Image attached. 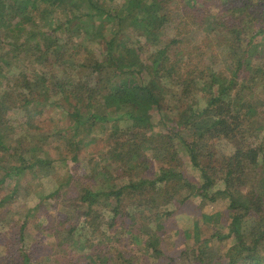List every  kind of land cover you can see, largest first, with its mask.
I'll return each instance as SVG.
<instances>
[{
    "label": "trees",
    "instance_id": "16d2710c",
    "mask_svg": "<svg viewBox=\"0 0 264 264\" xmlns=\"http://www.w3.org/2000/svg\"><path fill=\"white\" fill-rule=\"evenodd\" d=\"M64 2L67 9L61 25L48 31L38 29L22 43L11 42L13 30L26 31L27 26H36L39 20L43 28L49 25L50 12ZM84 18L91 23L103 19L104 24L116 27L113 35L104 36L99 58L88 53L78 63L81 70L87 69L83 76L91 70L89 75L78 78L71 86L57 87L47 79L27 93L16 90V94L6 93L5 98L9 109L12 106L23 110L40 101H51L54 94L60 93L56 99L71 122L67 126L70 134L66 133L62 138L65 142L57 146L59 157L55 158L39 142L46 137L35 139V133L27 127L13 138L16 145H10L6 140L9 129L5 127L8 130L4 131L5 117L0 114V185L22 171L53 168L59 159L76 161L80 146L103 139L104 135L106 150L102 160L106 163L104 170L97 171L101 178L105 179L111 165L136 169L135 163L144 161L148 169L152 166L148 156L160 166L153 177L128 180L116 189L108 188L105 181L103 188L92 180L78 191L77 203L84 204L85 209L77 213L78 220L65 219L59 224L69 238L75 228L79 232L87 228L89 237H95L88 246H81L89 259L85 264L102 262L99 245L104 242L102 260L106 264L111 259L113 233L129 227L128 220L132 223L136 219L127 211L128 206L158 214L166 204L195 195L211 201L227 198L226 232H217L211 238H231L226 251L231 254L210 257L206 250L211 240L205 238L197 254L192 244L179 257L191 252L195 264H264V187L250 182L253 173L264 172V138L253 134L256 131L245 124L252 114L256 117L260 113L254 102L259 95L256 91L264 95V0H0L1 38L5 42L0 47V60L7 50L14 55L26 51L32 58L38 53V39L59 40L52 34L54 29L77 28L76 22L86 25L82 29L89 32L92 24L87 25ZM194 31L199 36L192 37ZM30 39H37L33 47H27ZM41 59L44 58H38ZM52 59L46 55V67L59 62L58 58ZM27 114L26 126L36 111L29 110ZM204 118L206 126L201 132H193L196 121ZM261 121L259 128L263 130L264 118ZM254 135L258 136L255 140ZM218 142L229 144L227 152L216 149ZM149 149L152 155L145 154ZM38 150L41 156L36 154ZM180 160L197 170V183L183 175L182 167L176 164ZM67 172L68 186L72 183L79 189L77 177ZM13 192L2 197L0 207L10 202ZM9 210L6 207L1 213V223H9ZM79 220L82 223L77 226ZM144 229L138 226L128 238L140 242L142 252L154 247L152 251L158 253V238ZM56 237V246L67 249L68 241ZM43 260L49 262L52 257L45 255L38 261L26 251L11 264H39Z\"/></svg>",
    "mask_w": 264,
    "mask_h": 264
},
{
    "label": "rangeland",
    "instance_id": "374dc122",
    "mask_svg": "<svg viewBox=\"0 0 264 264\" xmlns=\"http://www.w3.org/2000/svg\"><path fill=\"white\" fill-rule=\"evenodd\" d=\"M66 9L67 4L64 2L57 6L55 10H52L50 12L52 20L49 18V25L44 28L42 25L43 21L39 20L36 26H27L26 31L11 30L14 39L11 42L22 43L25 38L30 37L32 32L38 29L48 31L59 24L61 25L65 19ZM10 14L13 15L14 13ZM102 20L94 19L92 23L85 21L87 25L92 24L91 27H88L89 32L82 29L86 25L84 26L83 23L78 22H76L77 28L68 29V27H64L54 29L52 34L59 39L55 41L49 42L44 39H38V37L42 36L41 33L36 37L39 40V45L37 44L39 47L38 53L31 55L32 58L28 57L26 51H20V54L17 52L14 55L13 51L3 50L7 51L6 56L0 60V106L3 108L0 110V114L5 117V123L3 122L2 124L4 131L9 129L6 140L9 141L10 145H16L13 138L18 136L22 130H26L25 127H27L28 130H32L35 133V139H38L37 136L46 137V139L39 142L43 143L44 148H49V152L55 158L59 157L60 149L57 146L65 142L62 138L66 136V133H68L67 135L70 134L67 126L71 122L69 118H66V112L60 105L61 101L56 99L60 93L54 94L55 97L51 99V101H57L54 105L49 104L51 101H47L44 104H40V101L36 105L33 104L35 108L30 105L29 109L25 107L23 110L12 106L9 109L8 101L5 99L6 93L13 92V94H16V90L19 92L24 90L27 93L29 88H37L39 83L47 79L51 85L54 84V86L60 87V85L71 86L78 82V78H86L91 70L86 76H83L87 69L81 70L78 67V63H81L83 57L88 53L99 58L104 36L110 37L116 31L115 26L104 24ZM197 36H199V32L194 31L192 37ZM1 37L2 28H0V47L5 43ZM37 39H30L27 47H33L34 44L32 43ZM7 44L9 45V43ZM39 54L44 55L41 57ZM46 55L50 59L53 58L51 61H54V58H58L59 62L56 63V66L51 67L48 65L46 67ZM1 57H3V54H1ZM38 58L44 59L40 61ZM44 72H46L47 76L44 75ZM20 87L24 89H20ZM256 94L259 95L254 99V102L257 104V110L260 113L256 117L255 113L252 114L251 119L245 124L252 127V131H256L253 134L257 133L259 137L264 138V129L262 128L263 130H261L259 128V123L262 122L261 118H264V95L259 90L256 91ZM31 95L34 96L32 92ZM29 110L36 111V115L33 116V120L32 118L29 119V123L26 126L24 121L29 117V113L27 114ZM205 121V118L197 120L192 131L201 132L206 126ZM5 127L8 129H5ZM258 136L254 135V140ZM93 142L94 140H91L87 146H80L81 148L78 151L79 159L76 161L66 159V161L62 162L59 159L53 168L51 167L48 170L38 168L33 173L28 170L22 171L20 174L6 179L4 184L0 185V200L14 190L10 202L7 201L4 206L0 207V215L6 207H9V220L11 221L9 223L0 222V258L5 256L2 262L0 261V264H11L13 259H19L20 255L26 251L38 261L44 258L45 255L52 257L51 261L43 260L44 262L39 264H85L89 259L85 257L86 254L84 252L86 250L83 249L95 237H89L87 228L80 230V232L75 228L73 235L71 234L73 238H69L66 236L65 229L61 231L62 227L59 224L60 221L63 222L65 219L75 221L77 213L85 209L84 204L79 205L77 203L78 191L83 186H86L87 182L93 183L92 180H95L103 188L105 181L108 188L116 189L127 184L128 180L138 179L139 177H153L152 174L157 172V168L160 166L157 160L152 159V156H148L149 160L147 161H152V166L148 169L144 167V161L136 162V169L128 168V166L123 169L121 167L117 169L116 165H111V169L107 172L105 179L104 177L101 178L97 171L100 169L104 170V163H106L102 160L104 155L102 152L106 150L104 135L103 139L100 137L98 141ZM215 146L220 152H227L229 144L227 142H218ZM64 152L69 156L71 155L69 151L64 150ZM36 154L38 156L42 155L39 150L36 151ZM145 154L152 155V151L149 149L145 151ZM184 161L176 162L177 166L182 167L181 172L192 183H197L199 179L197 170L192 169ZM67 170L77 177L75 180L80 182L79 189L72 183L69 186L66 183ZM92 176H95V179H92ZM250 178L252 186L258 187L260 185L262 188L264 187L263 171L256 174L253 173V177ZM59 184H62V186L56 196ZM52 194H55V197ZM99 203L102 204L103 202L99 201ZM226 203V197H217L211 201L195 195L186 201L179 199L177 202L166 204L158 209V214L149 210L141 211L136 206H128L127 211L129 214L136 215V219L132 221V224L128 223L129 220L127 218L129 227L119 228L113 233L115 235L112 239L113 244L110 245L111 254L109 255L111 259L106 264H128L127 261L129 260L133 261L134 264H195L194 261H191L193 259L191 257L194 256L191 255V252L187 253L186 256L184 254L181 257L179 256L186 247L192 244L194 245L191 246L194 248V254H197L199 243L203 242L205 238H210L211 240L206 250L207 255L214 258L229 256L231 252L227 253L226 251L230 244L228 242L232 243V239L216 240L211 238L217 232H226L224 227L227 223L228 213ZM21 223L24 224V228L23 239L20 240L19 228ZM81 223L79 220L77 226ZM142 225L145 227L143 232L148 233V235L149 233H155L158 238L156 247L158 253L152 251L154 247L144 251V253L140 250L142 246L140 242L137 241L136 243L128 238L131 232L136 233L138 226ZM143 232L141 237L145 236ZM56 235L64 238V241H68L67 249L62 250L63 247L56 246ZM106 243L104 242L99 247L103 250V246ZM102 250L99 253L102 262L97 261L98 264H104ZM120 251L122 252L121 254H119ZM263 253L264 250H262Z\"/></svg>",
    "mask_w": 264,
    "mask_h": 264
}]
</instances>
